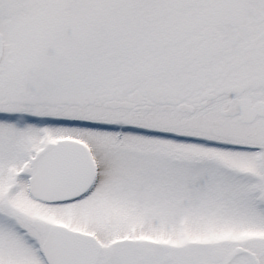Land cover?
Returning a JSON list of instances; mask_svg holds the SVG:
<instances>
[{
	"label": "snow or ice",
	"instance_id": "1",
	"mask_svg": "<svg viewBox=\"0 0 264 264\" xmlns=\"http://www.w3.org/2000/svg\"><path fill=\"white\" fill-rule=\"evenodd\" d=\"M0 264H264V0H0Z\"/></svg>",
	"mask_w": 264,
	"mask_h": 264
}]
</instances>
